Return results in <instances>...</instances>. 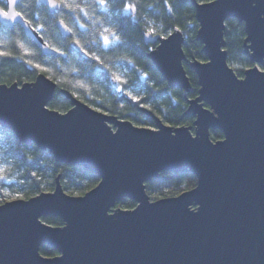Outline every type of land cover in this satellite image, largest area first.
<instances>
[{
    "label": "water",
    "instance_id": "1",
    "mask_svg": "<svg viewBox=\"0 0 264 264\" xmlns=\"http://www.w3.org/2000/svg\"><path fill=\"white\" fill-rule=\"evenodd\" d=\"M20 1L9 10L20 13ZM37 1L51 13L60 8ZM189 1L205 59L186 58L178 28L155 37L146 56L167 85L185 93L193 91L188 61L198 85L183 112L193 116L190 125H169L145 107L154 125H136L63 88L70 107L50 108L56 82L42 72L32 81L0 83V127L55 162L98 177L73 195L57 175L52 190L0 203V264H264V0ZM230 18L243 24V52L252 64L241 77L224 47ZM0 24H18L42 53H56L22 15L0 16ZM56 24L69 35L62 20ZM211 130L222 136L212 139ZM161 171L190 172L196 184L150 199L145 183ZM124 198L135 206L115 207ZM41 245L56 254H41Z\"/></svg>",
    "mask_w": 264,
    "mask_h": 264
},
{
    "label": "trees",
    "instance_id": "2",
    "mask_svg": "<svg viewBox=\"0 0 264 264\" xmlns=\"http://www.w3.org/2000/svg\"><path fill=\"white\" fill-rule=\"evenodd\" d=\"M59 2L60 8L54 13L37 0H21L16 7L55 49V54L42 53L18 24L13 27L0 24V83L32 81L42 72L56 82L48 103L50 108L65 111L70 107L69 100L60 91L63 88L90 106L136 125H154L141 107L172 126L192 123L191 114L183 115L188 98L195 96L198 88L188 61L183 66L193 91L185 93L181 88L167 85L146 56L157 43L155 37L166 36L178 28L185 35L186 58L205 59L201 44L195 40L198 24L189 0ZM129 6L131 10L126 12ZM57 20L69 28L68 36L59 31ZM244 36L242 23L231 18L225 21L227 62L237 65L234 70L238 76L243 74L241 66L251 64L243 52ZM210 135L212 139L222 136L218 130H211ZM2 161L10 162V166L4 172L5 178L0 180V199L5 195L9 198L12 193L28 198L52 190L57 175L64 191L71 194H82L98 182V177L83 167L57 163L47 151L33 143H19L13 132L0 127ZM195 184L196 178L190 172L161 171L145 183V188L150 199H157L177 195ZM134 206L135 202L128 198L115 205ZM42 220L54 226L62 224L58 217L45 216ZM40 252L45 256L56 254L47 245H41Z\"/></svg>",
    "mask_w": 264,
    "mask_h": 264
},
{
    "label": "snow or ice",
    "instance_id": "3",
    "mask_svg": "<svg viewBox=\"0 0 264 264\" xmlns=\"http://www.w3.org/2000/svg\"><path fill=\"white\" fill-rule=\"evenodd\" d=\"M17 2V0H0V16H3L5 19H9V18H15L18 16H21V13H15V12H11L10 6L12 4H15ZM59 2V0H49V3L51 4V6L53 8H55L57 6V3ZM101 3H103V0H100ZM126 10H131V6H129ZM108 39L105 37L104 38V43H108ZM77 43H79V41H77ZM96 59H99V57H96ZM37 67H39V65H37ZM259 71L264 72V68H260ZM116 79H120L119 77H116Z\"/></svg>",
    "mask_w": 264,
    "mask_h": 264
},
{
    "label": "rangeland",
    "instance_id": "4",
    "mask_svg": "<svg viewBox=\"0 0 264 264\" xmlns=\"http://www.w3.org/2000/svg\"><path fill=\"white\" fill-rule=\"evenodd\" d=\"M128 10H126V12H127ZM230 65V64H229ZM252 64H248V65H245V66H241L242 67V69L244 70V69H246V68H248V67H250ZM231 66V65H230ZM237 65L235 64V65H232L231 67H233V69L236 67ZM259 68H263V67H261V66H259ZM10 166V162H6V161H2V162H0V178H2V179H0V180H3L5 177V175H4V172L6 171V169L8 168ZM51 190V189H50ZM68 193V192H67ZM69 194H71V193H69ZM73 195H78V194H73ZM170 196H172V195H170ZM8 196L7 195H5V197H2L0 200V203H2V202H4V201H7V200H12V199H17V198H24L21 194L19 195L18 193H12L11 195H9V198H7Z\"/></svg>",
    "mask_w": 264,
    "mask_h": 264
},
{
    "label": "flooded vegetation",
    "instance_id": "5",
    "mask_svg": "<svg viewBox=\"0 0 264 264\" xmlns=\"http://www.w3.org/2000/svg\"><path fill=\"white\" fill-rule=\"evenodd\" d=\"M242 76V75H241ZM241 76H239V77H241Z\"/></svg>",
    "mask_w": 264,
    "mask_h": 264
}]
</instances>
